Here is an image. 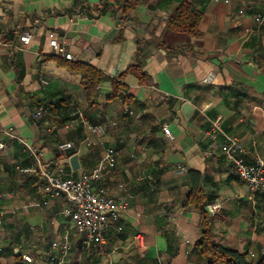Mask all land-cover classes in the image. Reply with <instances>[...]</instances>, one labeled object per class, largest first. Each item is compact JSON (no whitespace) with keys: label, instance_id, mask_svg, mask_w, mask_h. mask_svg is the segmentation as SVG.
Segmentation results:
<instances>
[{"label":"crops","instance_id":"0c3cea01","mask_svg":"<svg viewBox=\"0 0 264 264\" xmlns=\"http://www.w3.org/2000/svg\"><path fill=\"white\" fill-rule=\"evenodd\" d=\"M123 2L0 0V262L29 254L30 264H48L43 250L65 234L64 198L37 185L35 156L79 176L99 164L103 145L114 149L115 163L95 186L127 208L108 230L103 253L81 251L68 227L64 264L108 257L114 264H195L201 216L185 206L193 186L207 204H221L206 211L216 243L257 261L264 255V195L250 193L206 131L218 119L245 148L246 163L264 159V0H189L202 10L197 36L168 28L176 0L143 1L127 13L116 9ZM23 32L31 33L28 44L19 39ZM50 36L72 60L55 54ZM139 47L143 80L126 73L125 91L112 98L111 79L136 62ZM68 61L106 76L92 105ZM38 110L44 115L35 118ZM84 121L105 127L103 145H85L94 136ZM66 141L74 148L58 151Z\"/></svg>","mask_w":264,"mask_h":264},{"label":"built area","instance_id":"2783aa9c","mask_svg":"<svg viewBox=\"0 0 264 264\" xmlns=\"http://www.w3.org/2000/svg\"><path fill=\"white\" fill-rule=\"evenodd\" d=\"M19 39L23 44H28L31 33L23 32ZM49 44L56 55L68 60L73 59L71 54L65 52L63 45L52 36H50ZM212 78L213 73L210 72L204 77L203 82H210ZM43 115L44 112L38 110L34 117L40 118ZM84 126L85 130L94 136V139H87L85 145L87 147L95 143L103 145L101 139L106 133L105 127L102 124H92L87 121H84ZM52 128L51 126L50 130ZM162 130L164 134L172 138L167 125H163ZM206 134L212 140L216 151L230 164L250 193L264 195V159L258 158L253 164L246 163L245 148L236 136L228 134L222 129L218 119L210 123ZM3 148L4 144L0 141V150ZM73 148V143L68 141L57 145L60 152ZM35 162L37 165L35 173L41 181V184L37 185L52 197L62 195L65 201V206L61 211V214L66 218L65 234L61 239L50 242L42 252L48 259V264H64L68 259L71 251L68 227L73 229L74 235L80 239L84 248L103 253L107 245V231L118 221L120 211L127 208L126 202L119 203L104 187L95 186V182L102 179L104 172L114 166V149L103 145V156L99 164L79 176H65L61 169L44 166L38 156H35ZM174 169L184 172L186 168L176 165ZM220 207L219 202H211L206 205V211L209 214H214ZM21 260L24 264L32 262L29 254H22ZM104 264H114V261L108 257Z\"/></svg>","mask_w":264,"mask_h":264},{"label":"trees","instance_id":"16d2710c","mask_svg":"<svg viewBox=\"0 0 264 264\" xmlns=\"http://www.w3.org/2000/svg\"><path fill=\"white\" fill-rule=\"evenodd\" d=\"M147 0H124L123 3L117 5L116 9L121 10L122 13L135 8L141 2ZM178 6L175 8L173 13L170 15L167 22L168 28L173 31L186 32L191 35H199L198 23L202 17V10H195L192 8L189 0H176ZM110 6L106 2L104 7ZM113 6V4H112ZM114 7V6H113ZM87 8V7H86ZM115 8V7H114ZM79 11L82 7H79ZM156 46L168 49L161 43H156ZM141 52L140 47L136 55V62L130 66L125 72L121 73L117 79H111V97H116L120 93L124 92L126 87L121 79L126 73H131L139 81L144 78L142 72V63L139 59ZM66 69L71 74H78L81 77V85L86 93V100L88 105H92L95 102V97L98 92V87L102 81L106 79V76L94 68L93 66L81 62L68 61L65 64ZM207 204V197L202 194L201 190L197 186H193L190 193L188 194L185 206H189L195 209V211L201 216L200 221V236L194 245V256L195 264H264V255H262L257 261H249L247 254L238 250L226 249L219 245L215 241V234L213 232V222L208 216L205 206ZM108 232V231H107ZM107 238V233H106ZM79 249L82 251L89 250L82 247L79 244ZM171 241L168 238V252L171 250ZM108 245V238H107ZM106 245V247H107ZM18 257H16L17 259ZM0 264H2L0 262ZM15 264H24L22 260H16Z\"/></svg>","mask_w":264,"mask_h":264},{"label":"water","instance_id":"95a60500","mask_svg":"<svg viewBox=\"0 0 264 264\" xmlns=\"http://www.w3.org/2000/svg\"><path fill=\"white\" fill-rule=\"evenodd\" d=\"M184 110H185L187 115H191L193 113V109H192L191 105L188 103L184 104Z\"/></svg>","mask_w":264,"mask_h":264}]
</instances>
